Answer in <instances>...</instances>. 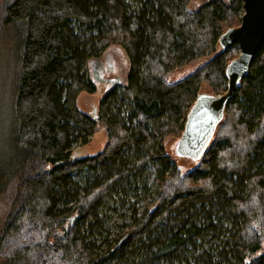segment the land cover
Wrapping results in <instances>:
<instances>
[{
	"label": "trees",
	"instance_id": "1",
	"mask_svg": "<svg viewBox=\"0 0 264 264\" xmlns=\"http://www.w3.org/2000/svg\"><path fill=\"white\" fill-rule=\"evenodd\" d=\"M134 1L136 10L127 0H0V264H118L137 249L142 264H175L205 230L218 237L225 218L235 227L230 264H264V40L204 156L182 174L164 143L180 137L202 87L226 92L238 48L217 41L239 26L242 1L207 0L195 11L192 0ZM110 45L126 54V82L89 115L77 107L81 93L97 92L84 66ZM100 127L102 150L74 158L72 145ZM124 148L144 156L122 160ZM86 170L96 178L82 188L73 177ZM142 172L154 196L135 205L115 246L99 250L81 224L93 225L108 191Z\"/></svg>",
	"mask_w": 264,
	"mask_h": 264
},
{
	"label": "rangeland",
	"instance_id": "2",
	"mask_svg": "<svg viewBox=\"0 0 264 264\" xmlns=\"http://www.w3.org/2000/svg\"><path fill=\"white\" fill-rule=\"evenodd\" d=\"M130 9L136 10V2L127 0ZM207 0H192L188 3V11H195L199 6ZM242 14V11H241ZM79 35H84L83 30H77ZM239 55V51H238ZM208 58L199 59L189 63L184 68L175 70L167 77V82L173 83L186 75L192 73L195 69L203 65ZM128 60L124 50L117 45H110L100 56L90 58L84 66V72L89 76L90 80L95 84L97 92L95 94L81 93L77 98V107L80 111L92 114L96 111L98 101L102 94L115 86H122L126 82L128 73ZM208 91L206 87H202L201 93ZM86 144L81 141L76 142L71 147L74 158H82L93 156L100 152L105 144L106 136L100 127L92 136L87 139ZM176 138L168 139L164 143V150L175 163L176 168L182 173L189 172L193 169V162L180 158L175 155L177 144ZM122 160L134 163L142 158L144 154L136 153L131 148H124L121 153ZM96 175L88 170L74 174V181L82 188H86L88 184L95 180ZM136 188V190L134 189ZM156 186L150 182V178L142 172L135 177H128L119 182L116 188H112L102 198L96 210V220L93 225L81 224L83 234L88 241L94 244L99 250L107 251L116 245V241L125 235L127 227L132 222L134 207L137 204L142 206L148 202L153 196ZM7 197L0 196V229L2 227L4 216L7 208ZM195 220L196 218L193 217ZM201 217H197L195 222H199ZM224 228L218 237L212 235L208 231H204L194 244L189 245L182 257L175 264H194L195 257L204 255L206 261L200 264H230L234 262L233 255L225 248L226 245H232V234L235 227L228 218L223 220ZM82 223V222H81ZM111 243V244H110ZM110 244V247H109ZM264 251V239L262 243ZM3 256L0 254V263ZM202 258V257H201ZM144 252L137 249L128 258L118 264H142Z\"/></svg>",
	"mask_w": 264,
	"mask_h": 264
},
{
	"label": "water",
	"instance_id": "3",
	"mask_svg": "<svg viewBox=\"0 0 264 264\" xmlns=\"http://www.w3.org/2000/svg\"><path fill=\"white\" fill-rule=\"evenodd\" d=\"M241 1L239 26L225 30L217 41V47L222 51L233 45L239 51L238 57L225 68L226 92L218 96L200 92L186 115L183 132L177 140L175 155L193 163L204 156L223 119L227 103L248 74L252 59L264 40V0Z\"/></svg>",
	"mask_w": 264,
	"mask_h": 264
}]
</instances>
